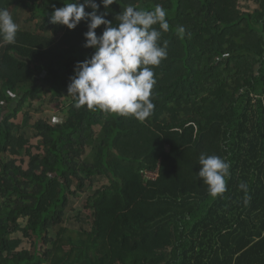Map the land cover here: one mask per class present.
Segmentation results:
<instances>
[{"label":"trees","instance_id":"1","mask_svg":"<svg viewBox=\"0 0 264 264\" xmlns=\"http://www.w3.org/2000/svg\"><path fill=\"white\" fill-rule=\"evenodd\" d=\"M10 2L28 13L14 44L0 39V264H264V0L252 12L240 0H95L113 26L129 5L167 12L144 121L75 107L70 78L95 52L84 46L89 21L50 23L72 0L0 5ZM46 100L67 114L35 121L32 145L13 119ZM201 154L230 163L224 193L200 180ZM95 177L108 182L87 197L89 228L62 227L69 196ZM18 231L32 249L19 248Z\"/></svg>","mask_w":264,"mask_h":264},{"label":"clouds","instance_id":"2","mask_svg":"<svg viewBox=\"0 0 264 264\" xmlns=\"http://www.w3.org/2000/svg\"><path fill=\"white\" fill-rule=\"evenodd\" d=\"M117 0H101L108 9ZM91 8L86 12L85 8ZM100 4L95 0H72L55 8L50 23L75 29L82 20L89 21L85 33L86 48L95 49L89 59L78 62L70 78L68 95L76 99L75 107L86 106L121 116H133L144 121L154 110L152 90L156 84L155 73L150 66H159L167 58L166 42L162 46V31L169 30L167 12L160 5L152 10L126 7L113 23L105 18L107 13L98 14ZM159 25V29L154 25ZM105 25L101 35L97 29ZM18 24L7 8H0V39L7 44L16 42ZM185 29L179 27L177 34L183 36ZM198 176L215 197L226 191L230 175V163L217 155L201 154ZM247 191V185L239 186Z\"/></svg>","mask_w":264,"mask_h":264},{"label":"rangeland","instance_id":"3","mask_svg":"<svg viewBox=\"0 0 264 264\" xmlns=\"http://www.w3.org/2000/svg\"><path fill=\"white\" fill-rule=\"evenodd\" d=\"M257 7V0H240V8L243 11H254V9ZM71 97H67V100ZM26 112L23 113L20 112L13 121L22 126V132L25 134V136L30 138L31 144L32 145H37L39 142V138L34 136V122L37 121L39 118L42 119H49L52 121V123H58L62 122L64 118L66 117L67 111H57L54 110L52 103L50 100L44 101L42 103L41 101H36L35 103L31 104L30 106L26 107ZM97 129V128H96ZM96 133H98V130H96ZM34 151H36L35 148H33ZM92 150V145H88L85 147L84 152H83V158L89 155V153ZM24 155L18 156V163L23 164L25 167L27 166V160L25 162H21V159L23 158ZM14 158V156L10 155L9 153L7 154V159ZM25 159V158H24ZM27 159V157H26ZM149 177L155 178L156 175L149 173ZM106 178H101V177H95L93 185L90 187H87V190L85 191H79L75 195H70L69 196V203L66 206L65 210V216L63 218V223L61 224L62 227H67L71 229H81V228H89V223H90V209H87L85 207L87 197L89 194L94 192L96 188L99 186H102L103 184L107 183ZM18 222L21 224L22 227H25L27 225V219L25 217H19ZM60 226L55 227L50 232V236H55L57 230L59 229ZM13 238H22L23 241L20 245L19 248L22 247H28V248H33L31 245L32 242H34V237L32 238L31 236L25 237L23 235L22 231H18L15 234L12 235ZM43 242H41V249L44 248L42 245ZM51 245L49 244L48 247ZM47 247V246H46Z\"/></svg>","mask_w":264,"mask_h":264},{"label":"crops","instance_id":"4","mask_svg":"<svg viewBox=\"0 0 264 264\" xmlns=\"http://www.w3.org/2000/svg\"><path fill=\"white\" fill-rule=\"evenodd\" d=\"M0 8H3V7L0 5ZM4 8H7L9 10L14 21L20 27L22 23L24 22L25 15H27L28 12L24 11L21 7H19V5H17L16 3L13 4L12 2L8 3V5H6V7L4 6Z\"/></svg>","mask_w":264,"mask_h":264}]
</instances>
